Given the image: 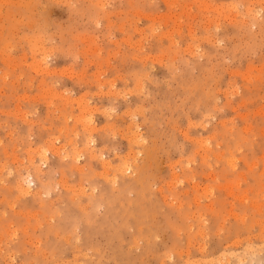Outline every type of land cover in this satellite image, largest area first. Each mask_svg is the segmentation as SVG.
Returning a JSON list of instances; mask_svg holds the SVG:
<instances>
[{
	"label": "rangeland",
	"instance_id": "rangeland-1",
	"mask_svg": "<svg viewBox=\"0 0 264 264\" xmlns=\"http://www.w3.org/2000/svg\"><path fill=\"white\" fill-rule=\"evenodd\" d=\"M0 264H264V0H0Z\"/></svg>",
	"mask_w": 264,
	"mask_h": 264
},
{
	"label": "bare ground",
	"instance_id": "bare-ground-1",
	"mask_svg": "<svg viewBox=\"0 0 264 264\" xmlns=\"http://www.w3.org/2000/svg\"><path fill=\"white\" fill-rule=\"evenodd\" d=\"M44 59H45V57H44ZM42 60H43V59H42ZM35 65H36V64H35ZM35 65H34V66H35ZM39 67H40V68H38V65L36 66V68H37L36 70H37L38 72H42V71H45V72H46V70H45L46 67L43 68V63H42V64L40 63V66H39ZM34 68H35V67H34ZM47 69H48V68H47ZM80 108H81V107H80ZM84 112H85V111H84ZM85 119H86V118H85ZM89 123H91V120H90ZM82 124H83V122H82ZM86 125H87V124H86ZM84 127H85V126H84ZM85 128H86V127H85ZM135 137H136V136H135ZM138 139H139V137H138ZM136 140H137V139H136ZM51 148H52V147H51ZM46 152H47V151H46ZM58 153H59V151H57V153H55V154H57V155L59 156ZM38 154H39V152H38ZM55 154H54V155H55ZM64 157H66V156H64ZM78 157H79V156H78ZM41 158H42V157H41ZM31 159H32V158H31ZM78 159H79V158H78ZM105 167H106V166H105ZM126 167H127V169H129V168H128L129 166H126ZM36 168H37V167H36ZM106 168H107V167H106ZM124 169H125V168H124ZM127 169H125L123 172H125V171L128 172ZM123 172H122V173H123ZM126 172H125V173H126ZM26 173H27V175H28V178H29V177H32V175L28 174V172H26ZM107 174H108V171H107ZM27 175H26V176H27ZM103 177H104V176H103ZM114 178H115V177H114ZM26 180H27V179H25V181H26ZM28 180H29V179H28ZM107 180H108V179H107ZM107 180H106V181H107ZM113 180H114V179H113ZM20 181H21V180H20ZM20 181H18L19 183L16 184V185L18 186L17 189H18L20 192H23L24 195H29V194H30V190H29V188H24L23 185H22V181H21V182H20ZM26 182H27V181H26ZM113 182L116 183L115 181H113ZM29 183H30V181L27 182L26 184H27L28 186H30ZM111 183H112V182H111ZM113 185H114V184H113ZM45 186H46V185H44V186H43V185H40V188L45 187ZM25 187H26V186H25ZM38 191H39V190H38ZM48 193H49V192H48ZM41 194H42V193H41ZM38 195H39V193H38ZM32 196H33V195H32ZM28 197H29V196H28ZM244 256H245V255H244ZM211 262H213V261H211ZM224 263H225V262H224Z\"/></svg>",
	"mask_w": 264,
	"mask_h": 264
}]
</instances>
